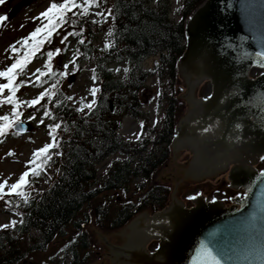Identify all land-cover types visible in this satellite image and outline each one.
Here are the masks:
<instances>
[{"label":"trees","instance_id":"16d2710c","mask_svg":"<svg viewBox=\"0 0 264 264\" xmlns=\"http://www.w3.org/2000/svg\"><path fill=\"white\" fill-rule=\"evenodd\" d=\"M204 1L177 0L172 10L169 0H95L92 5L75 0L80 7L66 12L65 22L56 23L52 35L24 69L25 72L38 59H44V65L50 64L51 70L44 65L40 69L43 75L35 84L40 92L32 100L41 96L43 99L33 106L16 96L15 100L20 114L25 115V110L33 118L40 115L41 122L48 120L60 127L52 132L54 147L45 154L48 158L32 163V155L29 160L27 183L19 189L22 195H8L4 188L0 202L13 219L9 227L0 228V264L25 262L30 253L44 250L56 238H65L69 230L73 234L64 249L67 259L54 264H86L90 259V242L84 228L87 223L94 221L100 228L113 231L142 211L154 213L167 205L169 187L153 180L170 157L176 121L184 108V102L176 98L175 82L179 79L177 63L185 50V22ZM63 2L50 0L42 13L52 3ZM94 10L108 12L109 26L105 16L99 20L92 17ZM42 13L18 47L10 48L7 68L22 59L25 52H31L36 40L47 36L45 30L35 40L30 38L37 28L44 29L48 24ZM107 29L110 43L102 48L93 45V39ZM48 52L54 54L52 58L60 56L59 62L49 60ZM67 54L69 64H63ZM149 57H158V61L153 69L145 71L143 62ZM82 63L98 83L95 103L86 112L84 105L76 108L71 103L68 85L63 83L70 69L77 73L84 70ZM120 64L124 69L118 67ZM23 74L17 76L13 86L20 84ZM152 76L160 82L167 81L166 89L171 93L158 87L154 104L156 110L164 107L163 117L148 128L139 91ZM0 79L7 83L6 78ZM178 91L181 93L183 88ZM9 94L0 93L1 100ZM9 106V118L13 119L12 105ZM125 116L140 121L143 127L134 141L119 133ZM103 163L105 168L98 175V166ZM33 170L39 174L32 175ZM40 182L47 184L44 190ZM32 233L36 236L32 237ZM23 238L34 241L27 250L21 246Z\"/></svg>","mask_w":264,"mask_h":264},{"label":"water","instance_id":"95a60500","mask_svg":"<svg viewBox=\"0 0 264 264\" xmlns=\"http://www.w3.org/2000/svg\"><path fill=\"white\" fill-rule=\"evenodd\" d=\"M33 1L21 0L9 16ZM253 69L262 73L250 79ZM177 73L186 86L178 97L187 108L153 180L171 188L167 207L143 211L118 230L87 223L98 251L86 264H209L207 252L218 264H264V170L254 167L264 158V0H205L185 22ZM203 82L210 95L199 99ZM30 129L17 122L12 132ZM184 153L189 157L180 164ZM225 170L227 186L242 196L228 207L203 196L190 208L183 205L181 191L214 184ZM152 240L157 245L150 251Z\"/></svg>","mask_w":264,"mask_h":264},{"label":"rangeland","instance_id":"374dc122","mask_svg":"<svg viewBox=\"0 0 264 264\" xmlns=\"http://www.w3.org/2000/svg\"><path fill=\"white\" fill-rule=\"evenodd\" d=\"M21 0H0V17H4L3 20H0V71L6 70V66L11 61V47H18L22 39L27 37L28 32L33 28L36 18L48 7L50 0H34L29 6L23 7L12 17L9 16L10 10L15 7ZM172 10H175L177 7V0H169ZM95 11V10H94ZM102 16H105V23L109 26L110 21L108 20V12L97 10L93 14L95 20H99ZM178 20V18L176 19ZM58 44V41L56 40ZM110 43L109 30H105L100 35L93 39V45L96 47L102 48L106 44ZM60 46V45H59ZM61 47V46H60ZM54 63L59 62L60 56H55L52 58ZM69 54L64 60L63 64H69ZM155 58H148L143 62L142 68L145 71H150L153 69ZM45 63L44 59H38L28 65L26 71L23 74L19 87V90L16 93L17 98H22L25 102L32 100L37 93L40 92L36 88V80L41 75V72H37V69H42ZM80 67H84L82 72H75L73 69H70L69 73L66 75L65 81L69 88V97L71 103L76 108H82L81 105L92 104L93 97L90 94L91 89L96 88L97 84L92 81L90 68L86 67L83 63ZM123 68L124 65H121ZM260 70L253 69L249 73V78H255L260 74ZM77 73V74H76ZM73 75L74 79L72 83H68L69 77ZM178 75V73H177ZM179 79L175 82L176 89V98L184 102V108L182 113L178 116L177 121L185 115L187 102L185 99H181L178 95L186 91V86L183 83L181 77L178 75ZM0 79V84L2 83ZM167 81H158L157 78L151 77L144 82V87L139 91V97L142 102V113L148 118V128H151L153 125L161 121L163 117V110L155 109V97L157 96V90L159 86H162L163 89H166ZM182 87L183 91L179 93V88ZM167 93L170 94L171 91L166 89ZM7 89L2 93L3 96L7 94ZM210 92V86L206 83L200 90L198 97L203 98L208 96ZM1 100V98H0ZM11 107L7 104H0V117L9 116ZM87 107H84V111H87ZM21 110H17V112ZM21 113L19 116V121H23L31 125L29 132H26L23 135L15 134L10 130L8 134L0 137V183L6 182L5 191H10V185L17 183L20 176L25 170L28 169V162L31 159L32 155L37 152L39 149L44 148L46 145L51 144V141L54 137L51 129L55 128L56 125H53L48 120L41 122L40 115L37 117H31V115ZM14 119V118H13ZM176 121V124H177ZM143 127L141 122L135 120L131 117L125 116L122 119V126L119 130V133L123 135L124 139H131L132 141L136 140L142 133ZM57 128H55L56 130ZM170 144V148H171ZM189 155L184 153L179 159V163L183 164ZM256 170H264V158L260 159L257 163L254 164ZM105 168V164L98 166V175H101ZM53 174V173H52ZM227 174L226 170L218 175L214 180V184L203 182L195 184L190 188L183 190L179 193V199L182 201L183 205L186 207H191L192 204L189 203V199L186 197L189 195L203 194L208 198H213V196L222 197L224 201L228 204L231 197L236 195H241L240 190H230L227 186ZM139 181V180H137ZM40 189L44 190L47 187L45 182L39 183ZM169 192V197L171 195V188ZM116 196H118L116 194ZM169 199V198H168ZM226 204V205H227ZM136 216V215H135ZM13 219L7 207L3 206L0 202V228L4 229V225L10 226V220ZM99 227V226H98ZM7 228V227H6ZM100 228V227H99ZM103 229V228H100ZM120 229V228H119ZM118 230V229H116ZM71 230L68 231L65 238H56L51 242L44 250L35 251L28 255L27 260L22 261L20 264H54V262H60L67 259V253L64 252L66 244L69 241V236L72 235ZM35 233H32V237H35ZM89 249L90 259L98 251L97 244L89 237ZM157 241L149 243L148 249L151 251L156 245ZM34 243L32 239L23 238L21 240V246L24 250H27ZM68 261V260H67ZM87 262V263H88Z\"/></svg>","mask_w":264,"mask_h":264},{"label":"snow or ice","instance_id":"6c2138e0","mask_svg":"<svg viewBox=\"0 0 264 264\" xmlns=\"http://www.w3.org/2000/svg\"><path fill=\"white\" fill-rule=\"evenodd\" d=\"M84 3L87 5H92L95 3V0H84ZM78 7H80V5L76 4L75 0H64V2L60 3V4L52 3L51 6L47 9V11L42 13V16H44L45 18L48 19V24L45 25L44 29L37 28L36 31L31 34L30 38L35 40V38L38 36V34H40L42 31H45V30L47 31V36L41 40H36L35 44L33 45L32 49H31V52H25L23 58L17 59L15 61V63H13L9 68H7L6 71H0V77H4L7 79V83L0 84V93H3L5 89H7L8 92L10 93L7 96L6 100H0V104L6 103L8 105H12V117L14 118V119H10L9 116L0 117V121H3L2 123H0V137L5 136L6 134H8V132L10 130H13L14 124L17 121H19L20 113L17 112V110H16L19 107V105L16 103L15 94H16L18 88L22 85L16 84L15 86H13L14 81L16 80L17 76L24 73V69L26 67V64L28 62H30L31 56L35 54V52L37 51L39 46L44 42L45 39H47L48 37H50L52 35L53 31L56 28V23L57 22H60V23L65 22V13L68 11H71L73 8H78ZM3 19H4V17H0V20H3ZM93 22L95 23L96 21H93ZM70 35H71V33H70ZM65 39H66V37H65ZM24 43L26 44L27 41H25ZM59 51L60 50L57 49V54L59 53ZM53 55L54 54L52 52L47 53L49 60H51ZM44 67L49 68V70H51L49 63H46L44 65ZM37 72H40V70L37 69ZM41 74L43 75V73H41ZM96 91H98V89H92L91 90L93 96H95ZM40 99H43V97L41 96L40 98H38L36 100L29 101L28 102L29 106H33V105L39 103ZM93 103H95V101H93ZM84 107L91 109L92 104H86V105H84ZM46 115H49V114L46 113ZM59 127H60L59 125L55 126V128H59ZM55 128L51 129L50 131L54 132ZM52 147H54V145L49 144V145H46L44 148L39 149L37 152H35L33 154L34 159L31 162L35 163V160L40 159L41 157H44V159H47L48 157L45 154H47L49 152V149ZM31 174L32 175H38L39 172H38V170H33ZM28 176H29L28 172L23 173L20 176L17 183L10 185V191L7 194L8 195H12V194L22 195V193L19 191V189H21L27 183L26 177H28ZM5 187H6V182L0 183V198H2L5 195V193H4ZM12 223L14 224L15 222H12ZM3 227L6 228V227H9V225H4ZM204 255H205V259L209 262V264H218V261L215 259V257L212 256V254L210 252H207Z\"/></svg>","mask_w":264,"mask_h":264}]
</instances>
